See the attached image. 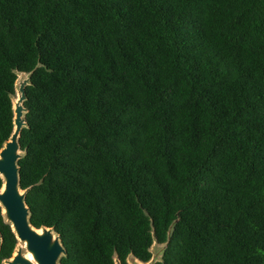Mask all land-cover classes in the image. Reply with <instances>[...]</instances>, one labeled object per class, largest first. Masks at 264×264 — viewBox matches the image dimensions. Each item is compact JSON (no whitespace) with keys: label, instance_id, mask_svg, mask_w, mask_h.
<instances>
[{"label":"trees","instance_id":"obj_1","mask_svg":"<svg viewBox=\"0 0 264 264\" xmlns=\"http://www.w3.org/2000/svg\"><path fill=\"white\" fill-rule=\"evenodd\" d=\"M61 264H264V0H0V149ZM0 178V188L2 187ZM0 264L17 240L4 222Z\"/></svg>","mask_w":264,"mask_h":264},{"label":"water","instance_id":"obj_2","mask_svg":"<svg viewBox=\"0 0 264 264\" xmlns=\"http://www.w3.org/2000/svg\"><path fill=\"white\" fill-rule=\"evenodd\" d=\"M31 85V73H17L15 82V95L13 103V131L10 138L5 141L0 149V207L4 222L11 227L17 245L12 256L3 261V264H61L60 260L66 256V249L62 243L60 234L53 228H36L30 222V208L26 203L29 189L23 190L20 186L19 160L25 156L21 150L20 138L22 130L27 127L26 114L28 113L24 103L27 100L26 87ZM3 239L0 234V251ZM167 243L160 245L154 241L150 252L152 258L148 263L156 264L162 257ZM128 264H143L134 255H129ZM114 263L122 264L117 254L114 255Z\"/></svg>","mask_w":264,"mask_h":264},{"label":"rangeland","instance_id":"obj_3","mask_svg":"<svg viewBox=\"0 0 264 264\" xmlns=\"http://www.w3.org/2000/svg\"><path fill=\"white\" fill-rule=\"evenodd\" d=\"M160 259H161V257L158 258V260H160ZM143 264H144V263H143Z\"/></svg>","mask_w":264,"mask_h":264},{"label":"flooded vegetation","instance_id":"obj_4","mask_svg":"<svg viewBox=\"0 0 264 264\" xmlns=\"http://www.w3.org/2000/svg\"><path fill=\"white\" fill-rule=\"evenodd\" d=\"M9 259V258H8ZM6 260V259H5ZM3 263V262H2Z\"/></svg>","mask_w":264,"mask_h":264},{"label":"clouds","instance_id":"obj_5","mask_svg":"<svg viewBox=\"0 0 264 264\" xmlns=\"http://www.w3.org/2000/svg\"><path fill=\"white\" fill-rule=\"evenodd\" d=\"M141 262V261H140Z\"/></svg>","mask_w":264,"mask_h":264}]
</instances>
